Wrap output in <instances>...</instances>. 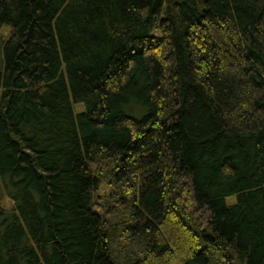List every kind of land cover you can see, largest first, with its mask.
Wrapping results in <instances>:
<instances>
[{
  "label": "trees",
  "instance_id": "16d2710c",
  "mask_svg": "<svg viewBox=\"0 0 264 264\" xmlns=\"http://www.w3.org/2000/svg\"><path fill=\"white\" fill-rule=\"evenodd\" d=\"M176 262L264 264V0H0V264Z\"/></svg>",
  "mask_w": 264,
  "mask_h": 264
},
{
  "label": "rangeland",
  "instance_id": "374dc122",
  "mask_svg": "<svg viewBox=\"0 0 264 264\" xmlns=\"http://www.w3.org/2000/svg\"><path fill=\"white\" fill-rule=\"evenodd\" d=\"M7 34H8V32H7V31H6V32H5V31L3 32V36H6ZM78 109H79V110H81V107H79ZM234 200H235V199H233V200H230V201H229V203H233V202H234ZM175 264H179V263H178V262H176Z\"/></svg>",
  "mask_w": 264,
  "mask_h": 264
}]
</instances>
